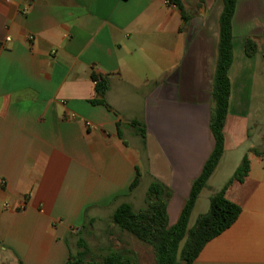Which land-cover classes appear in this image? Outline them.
<instances>
[{"label":"crops","instance_id":"1","mask_svg":"<svg viewBox=\"0 0 264 264\" xmlns=\"http://www.w3.org/2000/svg\"><path fill=\"white\" fill-rule=\"evenodd\" d=\"M182 6L186 23L165 0H0V264H65L86 225L111 220L122 203L144 209L151 180L171 191L168 225L176 223L214 145L222 1ZM231 26L223 154L188 228L244 156L249 170L225 190L240 208L236 221L192 264H264V0H235ZM93 75L107 84L105 106L90 103ZM143 178L150 181L140 191Z\"/></svg>","mask_w":264,"mask_h":264},{"label":"trees","instance_id":"2","mask_svg":"<svg viewBox=\"0 0 264 264\" xmlns=\"http://www.w3.org/2000/svg\"><path fill=\"white\" fill-rule=\"evenodd\" d=\"M221 1L222 11L218 21L219 40L211 90L212 109L209 118V131L213 137L214 145L199 176L191 184L189 196L183 205L178 220L174 225H168L166 208L172 193L157 180H152L147 188L144 209L134 212L129 204L122 203L111 216V222L120 231L151 247L157 258L155 264H192L204 245L228 229L240 213V208L229 202L224 195L226 188L232 181L242 182L246 177L249 170L246 156L243 157L228 183L220 191L210 195L207 213L198 216L194 224L188 228L189 217L195 201L206 186L207 180L223 154L222 130L227 115L230 90L227 73L232 62L231 22L235 0ZM165 2L181 12V17L185 23L189 20V16L183 10L182 0H165ZM244 53L247 57L255 55L256 44L252 40L247 39L245 41ZM92 80L98 98L90 103L105 106L102 97L107 90V84L103 79L94 75ZM131 124L136 127L140 138L144 141V127L135 121H132ZM118 127L119 125H117V134L120 138L121 132ZM139 179L140 171L136 169L135 177L129 186V192L137 187ZM79 256V254H70L65 264H83L78 260ZM102 262L103 264H135L127 256H121L115 252L108 254Z\"/></svg>","mask_w":264,"mask_h":264},{"label":"rangeland","instance_id":"3","mask_svg":"<svg viewBox=\"0 0 264 264\" xmlns=\"http://www.w3.org/2000/svg\"><path fill=\"white\" fill-rule=\"evenodd\" d=\"M147 149L151 158L149 160L151 169L159 172L162 166L160 160L157 159V152L152 145L148 146ZM144 173H146V169H144ZM148 181L150 180L147 178L142 179L140 191L146 190ZM111 224L110 218L105 216L102 217V223L96 224L94 229H90L86 225V229L82 230L81 235L85 239L77 242V252L75 253L80 255L78 260L81 263L101 262L108 254L115 252L121 254V256H127L135 264H155L157 258L150 246L112 227Z\"/></svg>","mask_w":264,"mask_h":264},{"label":"built area","instance_id":"4","mask_svg":"<svg viewBox=\"0 0 264 264\" xmlns=\"http://www.w3.org/2000/svg\"><path fill=\"white\" fill-rule=\"evenodd\" d=\"M5 41H9V39H6Z\"/></svg>","mask_w":264,"mask_h":264}]
</instances>
